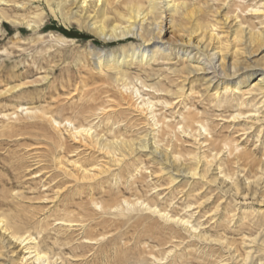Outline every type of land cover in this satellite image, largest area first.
Masks as SVG:
<instances>
[{
  "label": "rangeland",
  "instance_id": "obj_1",
  "mask_svg": "<svg viewBox=\"0 0 264 264\" xmlns=\"http://www.w3.org/2000/svg\"><path fill=\"white\" fill-rule=\"evenodd\" d=\"M24 1V9L23 4L5 6L7 15L21 23L0 21V208H8L3 189H18L15 192L23 194L17 198L22 209L34 212L44 227L46 222L52 223L43 234L33 231L38 240L43 236L42 248L58 264H217L224 259L226 252L218 243L200 242L186 226L166 222L140 205L131 207L139 200L151 202L158 209L186 217L189 229L193 226L196 233L205 232L213 238L221 234L240 241L244 231L228 216L242 212L238 213L239 208L222 196L216 185L173 182L146 153L114 158L89 136L75 134L72 125H90L110 139L138 141L152 132L163 150L180 153L182 162L189 166L195 165L196 154L205 153L211 159L219 151V158L233 173L241 167L234 154L228 155L229 148L238 145L250 153L249 163L264 159V122L247 119L264 114L259 97L255 100L254 94L247 93L239 100L227 93L225 104H219L204 94L205 86L199 80L181 104L165 91L144 88L136 79L129 90L112 85L97 70L90 52L118 43H104L74 21L52 13L43 0ZM231 2L240 9L248 7L245 16L255 22L257 30H264V17L250 11L262 4L260 0ZM37 14L41 21L36 29L22 20H38ZM218 30L227 39V29ZM260 52L253 60L264 54ZM240 58L246 60V56ZM160 61L156 69L166 78L175 61ZM172 88L177 90L176 85ZM148 101L153 102V108L144 106ZM238 112L247 114L235 120L226 118ZM188 115L198 116V122H183V116ZM156 121L159 126H155ZM201 123L210 134L203 130L201 134ZM226 143L229 148L224 147ZM225 208L227 217H223ZM253 214H247L248 220L255 218ZM0 253V264L12 262L13 254L1 243ZM59 256L61 259H56Z\"/></svg>",
  "mask_w": 264,
  "mask_h": 264
},
{
  "label": "bare ground",
  "instance_id": "obj_2",
  "mask_svg": "<svg viewBox=\"0 0 264 264\" xmlns=\"http://www.w3.org/2000/svg\"><path fill=\"white\" fill-rule=\"evenodd\" d=\"M43 1L52 13L60 14L68 21H74L80 28L95 35L104 43L108 45L118 43L112 48L91 50L90 52L97 70L105 74L113 83L108 81L109 84H116L115 86H122L129 90L134 88L132 81L136 79L144 88H150L157 92L165 91L182 104L190 96L193 84L200 80L205 86L204 94L210 95L219 104L224 103V96L227 93H231L234 98L238 97L239 100L247 93L254 94L255 96L252 95L253 98L256 100L259 97V104H264V67L259 68L261 61L264 60V54L253 60V55L257 52L261 51L259 54L264 53V30H257L255 22L250 21L248 16H245L248 7L240 9L238 4H232V0ZM260 1L261 5L252 6L249 9L252 14L264 17V0ZM10 3L23 4L21 5L22 9L25 8L26 4L24 0H0V21L11 19L14 23H21V20L7 15L5 6ZM22 20L32 29H36L38 21H41L40 16L35 21H27L24 18ZM261 23L264 24V18ZM223 27L227 29L224 31H227V39H223L224 33L222 34L218 30L223 29ZM133 39L140 42L135 44ZM240 55L246 56V60L241 61ZM160 60L175 61L173 65L168 67L169 73L165 76L166 78H161L162 75L159 73L161 69H156L161 66ZM173 85H176L177 90L172 88ZM164 104L168 106L170 102L164 100ZM240 104L243 105L244 101H240ZM144 106L153 108V102H145ZM243 114L247 113L238 112L224 117L235 120L242 117ZM196 118L188 115L183 116L182 120L183 122L196 123L198 122ZM247 119L264 122V114H258L254 117L249 115ZM55 123L58 124L56 121ZM204 124L201 123V127L199 126L201 134H210V130ZM156 125H158L157 121L155 122ZM80 126L72 125L75 134L89 136L92 143L114 158H119V155L126 157L127 155L146 153L159 162L162 170L173 182L184 181L189 182L188 184L199 182L203 185H216V190L218 189L222 196L229 197L231 202L239 208L238 213L242 212L238 215L233 213V209V214L230 213L228 216L232 223H239L240 229L244 231V233L240 231L242 234L240 241L222 237L221 234L213 238L205 232L196 233L197 230L193 226L190 225L191 228L189 229L190 222L185 219V216V218H181L172 215L167 211L158 209L152 205L153 203L150 204L151 202L146 203L139 200L134 205H130L131 207L140 205L143 209L158 215L166 222L186 226L200 242L210 241L221 245L226 252V257L217 264L223 262L226 264H264V159H261L258 164L249 163L247 155L250 153L240 150L238 145H234L235 148L231 150L226 143L227 145L224 147L229 148L228 155L234 154L235 163L241 167L240 170L233 173L229 172L226 169L225 161L219 158V151L214 153L211 159L205 153V156L196 154L193 160L195 165L189 166L182 162L180 153L178 155L163 150L155 140L156 135H153L152 132L138 141L117 137L110 139L106 136H100L90 125L87 127ZM206 137L209 136L206 135ZM4 184L3 186H5ZM15 190L9 189V187L3 189L8 208H0V243L2 247L7 248L13 254L12 262L8 264H18L19 261L21 264H27L30 260H33L31 264L35 262L38 264H58L51 256L52 254L50 255L45 250L46 248H42L43 236L42 238L38 236L40 238L38 240L33 231L38 230V234H41L52 223L46 222L44 227L42 221L37 222L34 212L28 211L29 209L23 210L22 207L24 206L17 202V198H23V194L18 191L15 192ZM255 205H260V207L256 209L254 208ZM219 206H217V210ZM223 213V217H227L228 209L225 208ZM249 213H254L255 218L248 220L250 215L247 214ZM58 222L60 221L58 220ZM248 223H253V225L247 226ZM27 254L28 256H26ZM58 258L60 256L56 259Z\"/></svg>",
  "mask_w": 264,
  "mask_h": 264
}]
</instances>
